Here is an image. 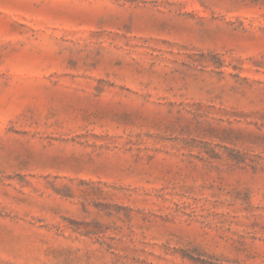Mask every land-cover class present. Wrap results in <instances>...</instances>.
<instances>
[{"label":"rangeland","instance_id":"1","mask_svg":"<svg viewBox=\"0 0 264 264\" xmlns=\"http://www.w3.org/2000/svg\"><path fill=\"white\" fill-rule=\"evenodd\" d=\"M0 264H264V0H0Z\"/></svg>","mask_w":264,"mask_h":264}]
</instances>
